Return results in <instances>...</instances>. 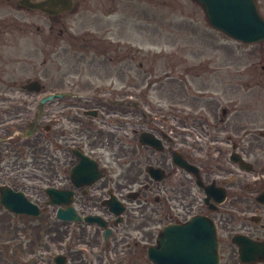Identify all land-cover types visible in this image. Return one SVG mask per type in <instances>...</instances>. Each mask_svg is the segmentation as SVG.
<instances>
[{
    "label": "flooded vegetation",
    "instance_id": "af4514ba",
    "mask_svg": "<svg viewBox=\"0 0 264 264\" xmlns=\"http://www.w3.org/2000/svg\"><path fill=\"white\" fill-rule=\"evenodd\" d=\"M27 14L42 12L25 8L21 0H0V264H58L60 231L91 236L87 243L99 250L94 253L99 264H122L127 254L138 264L145 259L155 264L148 251L158 245L164 229L197 217L217 227L220 264H264V133H240L233 127L240 112L232 103L222 107L219 98L232 95L214 81L218 72L165 71L154 80L151 70H134L132 104L122 107L127 74L121 55L103 53L102 68L89 70L83 89L108 99L91 97L75 113L69 93L79 85L56 84L52 92L66 95L47 103L30 87L42 78V63L28 62L33 60L30 44L41 46L42 29ZM61 15L53 18L61 21ZM100 42L110 50L121 49L107 38ZM18 45L21 56L11 53ZM81 47L87 49L86 43ZM115 55L116 67L106 69ZM192 77L202 84L192 86ZM154 94L166 98V108L145 112L142 107L155 103L147 99ZM54 102L61 106H52ZM260 105L263 109L264 102ZM90 110L96 115H87ZM119 114L131 115L124 127ZM83 156L101 173L91 184L80 182L95 171ZM4 188L23 194V213L2 204ZM49 189L56 191L53 196ZM29 203L38 215L28 213L33 211ZM69 208L81 219L60 220L59 210ZM89 216L100 218L99 223L86 222ZM74 252L72 247L63 254L67 264L85 260L84 252ZM87 262L92 264L90 256Z\"/></svg>",
    "mask_w": 264,
    "mask_h": 264
},
{
    "label": "rangeland",
    "instance_id": "374dc122",
    "mask_svg": "<svg viewBox=\"0 0 264 264\" xmlns=\"http://www.w3.org/2000/svg\"><path fill=\"white\" fill-rule=\"evenodd\" d=\"M78 1L80 6L84 7L80 9L76 7L75 11L61 16L59 18L61 23H57L58 21L45 14H27V20L41 23L38 24L43 32V62L48 55L47 63L42 66L41 82L44 86V94L54 90L56 84H72V82L63 83L60 81L55 83L51 78L59 79L60 76H65L72 81L75 80V75L79 73L82 79L85 77V82V79H90V77L87 78L89 70L86 69L95 67L88 65L91 62V59H89L85 65L80 66L83 72H77V59H67V51H65L67 45L64 44L65 42H61L58 43L59 51H56V53L60 52L61 54L59 56V71H54L52 74V60L49 56L52 52H47L51 49L53 43H46L51 40V32L55 33L53 36L59 34L60 30L64 28L63 24H65L68 30L66 36L105 37L120 42L123 51H128L130 48L140 49V54L137 55V63H144L145 68L152 71L151 78L154 80L162 78L165 71L183 72L193 69H214L218 72V79L214 81H217L216 83L220 87L227 86L232 95H230L231 97L219 98L222 107H228V103H232L233 108L240 112L232 120L233 127L240 133L252 130H256L257 133H264V107L262 109L260 105L261 102H264V71L261 68L264 65V43L257 45L243 44L213 29L208 24L202 7L193 0ZM258 1L264 16V0ZM15 47V49L11 48L14 52L11 50V53L21 56L20 45ZM8 51L9 49H4V52ZM99 51L101 50L99 49ZM28 62L31 65L35 63L33 60ZM126 72L132 74L131 71ZM28 76H30L29 73ZM129 76L131 77H123L124 87L120 102L130 100V86L134 84V75ZM191 82L192 86L196 87L202 84L201 81L194 79ZM141 83L142 81L139 84ZM84 84L82 83V85H79L80 87H76L69 93L71 96L69 101L74 103L75 111L73 112L75 113L78 112L76 106H85L86 102L92 99L91 97L94 101H102L108 98L102 93L85 91L83 89ZM147 99L149 102L153 100L155 103L152 106H145L147 108L142 107L145 112H147V109L149 111H162L163 108H166V98L163 95L154 94L153 97ZM54 103L56 104H52V106L57 105V108L61 106L57 102ZM104 110L106 113L113 112V109L110 108ZM79 111L81 112V109ZM218 114L221 117V109H219ZM101 116L108 118L104 114ZM74 117L77 120L82 118L76 114ZM114 118L115 116L112 117V119ZM130 118L131 115H120V125L124 127V123L129 122ZM190 131L196 132L194 128H190ZM80 235L78 231L74 235H68L64 231H60L56 243L58 253H67L73 247L75 254H77V251L85 253V260H78V264H87L89 256L92 264H99L94 257L99 250L91 249L87 243V241L92 240V237ZM85 248L87 251H84ZM123 257L125 261L122 264H138L134 256L132 259L128 254L123 255ZM146 260L142 264H148Z\"/></svg>",
    "mask_w": 264,
    "mask_h": 264
},
{
    "label": "water",
    "instance_id": "95a60500",
    "mask_svg": "<svg viewBox=\"0 0 264 264\" xmlns=\"http://www.w3.org/2000/svg\"><path fill=\"white\" fill-rule=\"evenodd\" d=\"M195 1L204 8L209 23L229 37L252 44L264 41V18L259 13L256 0ZM56 3L57 0H48L37 4L30 3L29 6L54 14L59 12L53 10ZM50 99L51 97L46 100ZM89 174L88 178L94 176ZM8 191L11 196L7 194V199L3 198L2 202L12 211L23 212V204L17 200L22 195ZM63 213L64 215L60 212V218L66 219L67 211ZM174 228L168 227L163 232L162 241H165L164 237H173L177 241L174 240L170 248L162 247L161 251H156V254H161L157 258L153 256L158 264H219L216 228L210 220L196 218L186 225ZM196 239L203 240L202 247L194 246ZM208 239H211L210 243Z\"/></svg>",
    "mask_w": 264,
    "mask_h": 264
}]
</instances>
